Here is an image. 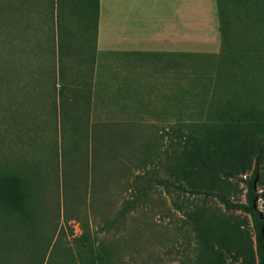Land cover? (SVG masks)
Here are the masks:
<instances>
[{"label": "rangeland", "instance_id": "rangeland-1", "mask_svg": "<svg viewBox=\"0 0 264 264\" xmlns=\"http://www.w3.org/2000/svg\"><path fill=\"white\" fill-rule=\"evenodd\" d=\"M215 12L209 23H185L182 78L178 90L165 95L161 117H154V102L139 94L128 101V118L90 117L89 72L77 69L76 76L63 78L67 65L54 37L48 39L50 55L41 59V78L31 79L26 71L19 85L15 46L1 37L0 26L4 217L17 225H51L61 194L71 213L84 214L93 170L99 175L127 166L115 174L121 183L102 188L101 194L116 197L115 208L131 199L122 186L136 174L173 184L151 182L145 203L128 211L129 222L117 232L90 223L89 238L72 241L78 225L59 220L70 245L68 255H57L63 264H113L110 255L114 264H257L250 216L225 209L185 182L197 169L214 191L244 204L245 184L221 171L247 178L256 165L252 206L264 222V0H216ZM121 102L116 106L123 108ZM246 133L259 142L258 151L244 145ZM192 149L202 163L195 162ZM24 207L27 214L18 213ZM98 242L105 244L102 256Z\"/></svg>", "mask_w": 264, "mask_h": 264}, {"label": "crops", "instance_id": "crops-1", "mask_svg": "<svg viewBox=\"0 0 264 264\" xmlns=\"http://www.w3.org/2000/svg\"><path fill=\"white\" fill-rule=\"evenodd\" d=\"M215 7L216 0H0L1 37L15 46L19 85L26 71L41 78L54 37L63 78L89 72L90 117L128 118L137 94L161 117L165 95L182 78L185 23L214 21Z\"/></svg>", "mask_w": 264, "mask_h": 264}, {"label": "trees", "instance_id": "trees-1", "mask_svg": "<svg viewBox=\"0 0 264 264\" xmlns=\"http://www.w3.org/2000/svg\"><path fill=\"white\" fill-rule=\"evenodd\" d=\"M245 136L244 145L250 150L258 151L260 149L259 142L254 141L249 133H246ZM191 146L194 147V142L191 143ZM192 151L194 152L193 159L195 162L199 161L202 163L203 161L198 158L197 150L192 149ZM105 154L103 155L107 156L108 159H113L114 153H111L110 150H107ZM112 169H105L99 175L93 170L88 175L90 179L87 180L86 197L83 201L86 205L84 214H79L80 212L71 213L67 208L66 195L64 194H61V205L59 203V196L56 198L55 208L52 209L51 217H49L54 220L51 225H17L9 216L4 217L5 209L0 207V217H2V221L0 222V264H63L62 259L58 260L57 255L60 252L68 255L70 253V245L63 238L64 225H57L59 220L63 224H66L68 220H73L78 225L80 234L78 237L72 238V241L82 242L87 240L89 238L88 225L90 223L99 225L106 233L110 230L117 232L119 229H124L122 225H127L129 222L128 215L130 213L128 211L134 210L138 205L145 203L151 182L156 185L162 183L173 185L161 179H151L149 176H144V174H136L122 186V190L131 192V194L129 193L131 199L126 200L122 207L115 208L116 197L101 194L102 188L115 183H121L115 178V174L119 172L123 173L128 171V169L127 166H124V169ZM221 172L225 176L234 177L245 184L246 202L244 204L229 201L221 193L214 191L208 181L200 179L197 169L189 172L191 175L186 176L185 182L191 188L199 186L200 190L195 192L213 197L225 209H239L250 216L255 233L254 243L257 264H264V235L262 232L264 222L252 206L254 194L251 186L256 175V165L247 178L236 177L225 171ZM205 184H207V187L201 188V185ZM177 187L180 188L179 186ZM3 206L8 207L4 204ZM27 211L28 208L24 207L18 213L27 214ZM50 222L51 220H49ZM104 245L102 242H98L97 244V253L101 256L103 255ZM109 259L111 263H115L113 262L115 261L113 255H110Z\"/></svg>", "mask_w": 264, "mask_h": 264}]
</instances>
